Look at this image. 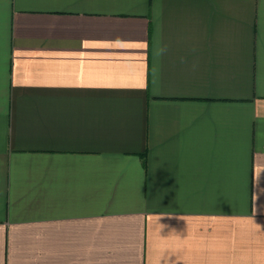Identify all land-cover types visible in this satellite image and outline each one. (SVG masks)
<instances>
[{
    "label": "crops",
    "instance_id": "1",
    "mask_svg": "<svg viewBox=\"0 0 264 264\" xmlns=\"http://www.w3.org/2000/svg\"><path fill=\"white\" fill-rule=\"evenodd\" d=\"M0 264H264V0H0Z\"/></svg>",
    "mask_w": 264,
    "mask_h": 264
}]
</instances>
